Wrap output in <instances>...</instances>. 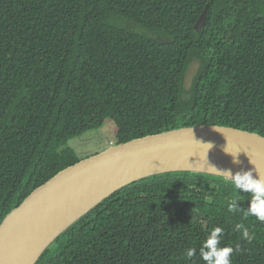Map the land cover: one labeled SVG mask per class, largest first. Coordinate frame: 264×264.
Returning a JSON list of instances; mask_svg holds the SVG:
<instances>
[{
  "label": "trees",
  "instance_id": "1",
  "mask_svg": "<svg viewBox=\"0 0 264 264\" xmlns=\"http://www.w3.org/2000/svg\"><path fill=\"white\" fill-rule=\"evenodd\" d=\"M106 119L112 145L193 126L264 138V0H0V224L82 160L68 142ZM251 199L220 176H149L82 216L36 264H207L200 249L215 227L220 247L239 249L231 264H264Z\"/></svg>",
  "mask_w": 264,
  "mask_h": 264
},
{
  "label": "water",
  "instance_id": "2",
  "mask_svg": "<svg viewBox=\"0 0 264 264\" xmlns=\"http://www.w3.org/2000/svg\"><path fill=\"white\" fill-rule=\"evenodd\" d=\"M206 21L203 11L194 30L200 33ZM201 64L194 59L185 71L183 89L189 91ZM219 161L249 166L264 172V138L257 134L220 126H193L110 145L101 153L73 164L37 187L0 224V264H36L52 242L104 199L137 180L169 172H196L229 179L207 170H159L188 161ZM112 179L124 182L75 219L40 248V236L60 211L91 189ZM127 180V181H125Z\"/></svg>",
  "mask_w": 264,
  "mask_h": 264
},
{
  "label": "bare ground",
  "instance_id": "3",
  "mask_svg": "<svg viewBox=\"0 0 264 264\" xmlns=\"http://www.w3.org/2000/svg\"><path fill=\"white\" fill-rule=\"evenodd\" d=\"M169 169H194V170H207L214 173L224 174V171H230L232 174L241 171L253 172V176L258 175L257 169L251 168L249 166L237 165L234 163H226L219 161H188V162H177L175 164H170L159 170H169ZM259 171V170H258ZM264 174L263 171H259ZM225 175V174H224ZM127 181V180H125ZM120 179H112L110 181L104 182L94 189H91L88 193L84 194L80 199L75 200L73 203L69 204L65 210L60 211L55 217V219L49 224V226L41 232L40 236V248L37 249L32 256V258L40 252V250L48 244L55 236H57L63 229L69 226L75 219L82 216L86 211H88L92 206L99 202L102 198L106 197L114 189L122 184ZM33 258V259H34Z\"/></svg>",
  "mask_w": 264,
  "mask_h": 264
},
{
  "label": "clouds",
  "instance_id": "4",
  "mask_svg": "<svg viewBox=\"0 0 264 264\" xmlns=\"http://www.w3.org/2000/svg\"><path fill=\"white\" fill-rule=\"evenodd\" d=\"M258 175L253 176V172L241 171L232 174L230 171H224V173L232 183H234L237 190H243L244 192H249L252 194V199L250 201L249 207L246 210V215H252L256 217L259 221L264 222V174H261L256 170ZM239 206L236 203L229 205L230 211L238 210ZM237 230L243 228L242 225H236ZM223 235V229L221 227H215L211 233L208 235L207 239L204 241L200 253L204 261L207 264H231V255L234 251L239 249H234L231 246L220 247L221 236ZM243 239L251 241L253 236L250 235L247 228H243ZM207 249V251H205ZM196 249L190 248L187 250V256L189 258L195 255Z\"/></svg>",
  "mask_w": 264,
  "mask_h": 264
},
{
  "label": "rangeland",
  "instance_id": "5",
  "mask_svg": "<svg viewBox=\"0 0 264 264\" xmlns=\"http://www.w3.org/2000/svg\"><path fill=\"white\" fill-rule=\"evenodd\" d=\"M116 126L110 119H106L101 127L85 132L68 142V146L79 159L101 153L115 142Z\"/></svg>",
  "mask_w": 264,
  "mask_h": 264
}]
</instances>
